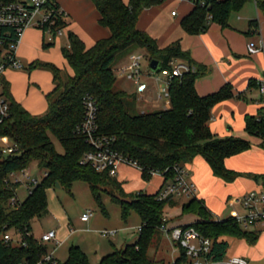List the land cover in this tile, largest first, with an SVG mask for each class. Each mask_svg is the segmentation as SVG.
<instances>
[{
  "label": "trees",
  "instance_id": "1",
  "mask_svg": "<svg viewBox=\"0 0 264 264\" xmlns=\"http://www.w3.org/2000/svg\"><path fill=\"white\" fill-rule=\"evenodd\" d=\"M18 1L21 0H0V7ZM164 1L92 0L100 14L99 24L108 28L111 35L87 47L76 34L70 33V48L63 51L70 69L68 73L54 65H36L37 68H47L54 75L55 88L47 96L49 107L45 114L32 115L26 111L14 99L10 85L5 81L11 116L0 124V135L15 143L18 153L0 159V264H38L48 254V246L33 235V221L47 214L50 188L58 183L71 190L78 181L89 185L104 211L102 197L107 195L120 207L123 220L126 221L131 212L141 219L137 241L122 249L114 248L99 264H167L151 258L149 250L162 226L170 221L166 218V209L177 208L181 203L175 197L161 201L159 192L154 195L143 192L126 194L115 177L81 164L83 156L92 150L86 138L77 131L84 119L83 99L86 96L97 103L100 133L115 138V150L139 165L144 180L150 181L154 173L160 172L164 173L166 182H172L176 177L175 167H184L197 156L208 162L216 176L225 180L237 176L226 168L225 160L249 150L250 142L238 137L218 138L209 126L212 109L234 97L231 87L200 96L196 80L201 70L198 66L195 68L190 54L182 49L180 42L161 48L157 40L137 26L146 9ZM252 1L255 0H192L195 9L182 20L181 26L190 35L203 32L207 22L226 27L231 15ZM50 3L59 6L56 2L57 6ZM257 6L264 12V1H257ZM139 49L145 50L149 62L160 60L162 69H172L174 62L181 61L195 70L171 82L170 108L167 110L133 114L126 104L129 94L115 89L114 67ZM255 87L258 89L256 84ZM246 131L264 140L262 109L258 117L246 118ZM51 135L59 141L64 154L57 152ZM34 162L45 170L46 175L26 200L18 207H12L10 200L20 185L9 184L6 179L10 173L30 168ZM181 210L180 216L196 219L183 227L195 228L212 242L208 257L214 262L228 259L227 238L243 239L250 244H256L259 239V232L244 229L235 217H215L196 196L184 202ZM12 231L21 235L26 245L6 242L5 234ZM176 247L180 254L175 264L187 263L186 252L179 245ZM58 264L90 262L80 247L72 246L66 262Z\"/></svg>",
  "mask_w": 264,
  "mask_h": 264
},
{
  "label": "crops",
  "instance_id": "2",
  "mask_svg": "<svg viewBox=\"0 0 264 264\" xmlns=\"http://www.w3.org/2000/svg\"><path fill=\"white\" fill-rule=\"evenodd\" d=\"M54 1L68 16L66 33L51 39L40 29H27L17 49V57L25 69L10 70L6 73L12 96L32 115H43L47 112L49 107L47 96L55 88L53 73L47 68H37L36 65H54L68 73L70 69L63 51L70 48V33L76 34L87 47H92L96 42L111 35L108 28L99 24L100 14L92 0ZM124 1L127 3L129 0ZM257 1L264 0L246 3L239 12L231 15L228 26L223 27L218 23L207 22L206 29L196 35L187 34L181 26L182 20L195 9L194 2L190 0H166L158 6L146 9L137 24L141 31L157 40L161 48L180 42L182 49L190 54L195 68L198 66L201 70L196 80V90L200 96L215 94L226 86L231 87L234 92L233 98L212 109L209 126L218 138L238 137L250 142L249 150L225 160L226 168L237 176L233 180L216 176L202 156L195 157L184 166L189 172L190 181L196 188V197L205 203L215 217L220 219H224L222 216L228 206L236 213L231 214L230 217L244 214L242 205L233 204V200L240 199L252 190L262 189L264 185V140L246 131V118L258 117L263 102L255 84L257 85L258 81L264 77V50L257 54H250L248 51L250 42H255L258 46L262 41L264 42V12L258 8ZM173 12H176V15H173ZM129 55L121 61L124 59L129 61ZM143 73L145 79H151L148 73ZM148 84L151 92L157 97L163 84L150 85L149 82ZM160 102L164 104V108H158L157 111L170 108V103L167 105L165 101ZM141 112L144 113V110ZM131 174L136 178L134 182L130 181ZM155 177L158 180V186L151 189V183ZM115 178L126 194L143 192L154 195L166 183L164 177L158 174L153 175L150 181H146L140 169L128 164L119 166ZM176 199L180 202L182 198ZM180 203L179 207L169 209L176 212L175 217L180 216L177 213L183 204ZM195 220L185 216L180 217L178 223L171 221L167 225L169 227L184 226ZM54 231L57 233L59 244L55 245L52 242L50 244L53 248L48 249L60 262L57 252L64 238L58 230ZM105 231L109 230L101 231L104 237H115L118 233L116 231L114 236L104 235ZM250 231L260 233L257 243L250 244L243 239L227 238L229 243L227 258L243 257L252 264H264V230L258 227ZM33 235L36 239L41 237H36L34 233ZM137 239L130 244H134ZM104 256L106 254L100 260ZM177 258L178 256L173 261Z\"/></svg>",
  "mask_w": 264,
  "mask_h": 264
},
{
  "label": "built area",
  "instance_id": "3",
  "mask_svg": "<svg viewBox=\"0 0 264 264\" xmlns=\"http://www.w3.org/2000/svg\"><path fill=\"white\" fill-rule=\"evenodd\" d=\"M192 1V0H190ZM50 2L53 0H21L15 3L0 7V124L5 123L11 116V104L5 91L6 73L10 70H24V65L17 57V49L21 43L24 32L29 28L40 29L46 36H62L67 29V14L60 8L54 7ZM204 4V2H202ZM176 15V12H173ZM2 30H6L2 32ZM264 50V42L258 46L255 42H250L248 51L250 54H257ZM129 64L119 69V74L126 80L133 81L136 85L138 94H145L150 90L149 84L144 81L145 76L141 69L143 56L135 52L129 55ZM172 69H162L155 74L151 71L150 78L156 83H162L163 87L158 92L157 98L170 103V86L175 78H182L187 73L195 71L185 62H174ZM258 91L262 96V111L264 116V77L257 83ZM85 114L81 125L77 131L86 138V141L92 147L87 152L81 164L91 166L99 173H107L110 177H116L119 166L128 164L140 169L136 162L131 161L114 148L115 138L102 135L98 125V106L96 101L86 96L83 99ZM10 140L0 135V141ZM11 141V140H10ZM12 142V141H11ZM18 153L15 143L3 144L0 142V159L3 160L9 156ZM176 177L172 182H166L159 191L158 199L163 201L171 197L175 198H192L196 196V188L190 181L189 172L180 166L175 167ZM164 173H154V175ZM46 175V174H45ZM44 175V176H45ZM9 184L28 185V194L38 185L39 181L32 178L30 168L23 169L20 172H12L6 179ZM233 204H241L245 213L237 214L235 219L246 230L260 228L264 230V185L262 189L252 190L240 199H235ZM21 201L17 194L10 200L12 207H18ZM93 216L92 212L83 214L82 221L87 222ZM161 230L175 245L186 252L188 262L185 264H252L248 259L243 257H231L224 262H214L208 255L211 252L212 242L204 238L195 228H184L183 226L169 227L163 225ZM10 233V232H9ZM8 232L4 236L6 242H13L21 245L22 236L17 235L18 241H14ZM116 231H105L104 235L114 236ZM40 243L59 244L56 231H48L41 235ZM23 245H26L23 243ZM176 247V246H175ZM177 248V247H176ZM179 257V256H178ZM177 259L171 264H175ZM53 252L48 254L38 264H58Z\"/></svg>",
  "mask_w": 264,
  "mask_h": 264
},
{
  "label": "rangeland",
  "instance_id": "4",
  "mask_svg": "<svg viewBox=\"0 0 264 264\" xmlns=\"http://www.w3.org/2000/svg\"><path fill=\"white\" fill-rule=\"evenodd\" d=\"M139 56H143L141 61V69L143 72L151 75L149 72V58L145 50L139 49L135 51ZM129 64L128 59H124L117 63L114 67V73L117 77L115 89L117 91L123 90L129 94L126 101L127 107L133 114H141L144 112L157 111L158 108H164V104L156 97L151 90L143 95L136 92V85L133 81L126 80L119 74V69ZM150 85L156 82L153 79H145ZM56 97V96H55ZM55 148L58 153L64 154V149L59 141L51 135ZM3 144H12L10 140L0 141ZM30 174L32 178L37 179L39 182L45 175V170L39 168L36 162L30 166ZM134 174V173H133ZM131 174V180L136 179ZM158 180L156 177L151 183V189L155 188ZM108 188V187H107ZM110 189V188H108ZM18 197L21 202L28 197V185L24 184L18 188ZM48 198V212L42 218H36L33 221V233L36 237H40L42 233L50 230H58L59 234L64 238L63 244L59 247L57 257L60 262L64 263L68 259L69 249L72 246L78 245L82 248L83 252L88 256L90 264H99L100 258L107 252H112L113 248L122 249L127 246L136 238L139 237L141 228V219L135 213L131 212L128 219L125 221L121 216L120 207L113 203L109 196L103 195V208L96 202L90 187L85 182H75L68 190L64 187H53L47 192ZM189 198H182L180 202H187ZM166 209V218L174 223L179 222L180 217L177 216L175 211ZM241 210V209H240ZM92 212L93 216L87 223L81 221L83 214ZM178 215L182 214L181 208L177 211ZM231 214H236L229 206L222 218L227 219ZM173 215V216H172ZM194 217H192L193 219ZM102 230L118 231L115 237H104L101 235ZM9 233V232H8ZM10 236L18 241L17 235L12 231ZM48 248H53V245L46 244ZM176 245L165 236L161 231L159 232L149 250V256L159 261H165L167 264L172 263L173 260L179 256V250Z\"/></svg>",
  "mask_w": 264,
  "mask_h": 264
},
{
  "label": "water",
  "instance_id": "5",
  "mask_svg": "<svg viewBox=\"0 0 264 264\" xmlns=\"http://www.w3.org/2000/svg\"><path fill=\"white\" fill-rule=\"evenodd\" d=\"M150 70L155 74L161 72L162 71V62L160 60H156V59L152 60L150 63ZM56 187L60 188L61 186H60V184L57 183Z\"/></svg>",
  "mask_w": 264,
  "mask_h": 264
}]
</instances>
